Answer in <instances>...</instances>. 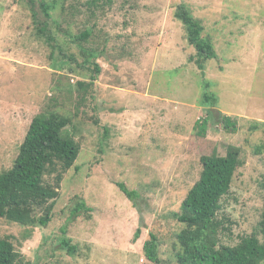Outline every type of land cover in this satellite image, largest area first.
Segmentation results:
<instances>
[{
	"label": "rangeland",
	"instance_id": "obj_1",
	"mask_svg": "<svg viewBox=\"0 0 264 264\" xmlns=\"http://www.w3.org/2000/svg\"><path fill=\"white\" fill-rule=\"evenodd\" d=\"M46 1L55 6L48 22L79 61L78 45L59 27L92 29L84 43L102 52V68L78 106L75 84L90 81L91 72L76 63L71 72L58 49L51 56L30 0H0V172L12 167L33 118L48 108L72 117L68 130L81 146L47 225L0 219V236L11 235L21 252L18 264H155L144 253L151 232L160 239L161 264H179L174 244L182 224L173 212L200 177L201 155L214 148L225 155L230 145L241 148L243 164L222 200L221 242L254 233L264 210V0H113L95 11L85 10L86 0ZM182 4L215 44L217 56L203 68L176 16ZM205 91L217 96L215 105ZM221 113L237 130L224 128ZM207 116L200 135L197 122ZM119 181L139 196L130 199ZM82 199L92 209L73 217Z\"/></svg>",
	"mask_w": 264,
	"mask_h": 264
},
{
	"label": "trees",
	"instance_id": "obj_2",
	"mask_svg": "<svg viewBox=\"0 0 264 264\" xmlns=\"http://www.w3.org/2000/svg\"><path fill=\"white\" fill-rule=\"evenodd\" d=\"M36 2L39 6L36 7ZM31 11L37 33L46 36L51 50V56L57 49L62 55L63 65H69L71 72L73 63L78 69L91 72L90 81L79 78L76 82L78 99L76 103L87 100L101 73L98 62L101 51L96 48L87 49L86 41L92 36V29L82 30L73 34L72 28L59 27L60 31L69 33V43L77 44L81 55L79 61L74 52L65 50L59 42L51 24V10L55 6L46 0H30ZM113 0H86L85 10L95 11L112 4ZM81 7H74L81 12ZM73 12V9L71 10ZM74 13V12H73ZM42 14L43 16H40ZM176 16L183 22L189 42L197 49L196 62L203 68L207 61L217 56L213 40L204 35L205 26L200 18L193 15L186 5H180ZM68 39V38H67ZM93 59V61H92ZM89 64H93L91 67ZM208 84V83H207ZM204 98L208 103L218 101L214 93L205 91ZM57 104V103H54ZM226 130H237V122L230 115L220 114ZM209 117L197 122L198 133L205 135ZM73 123L70 115L64 114L58 108L52 107L37 114L20 145L12 167L0 172V219L4 218L22 226L47 225L53 216L56 202L60 197V187L65 173L75 164L80 154V143L68 130ZM202 170L199 179L188 191L182 201L179 211L173 216L182 224L176 233L174 244L175 258L179 264H262L264 260V210L258 223V229L234 245L221 242L220 234L227 230L225 216H221L222 200L232 187L237 169L243 164L241 148L230 145L225 155L219 154L214 148L211 153L201 155ZM120 189L132 200L139 193L131 189L125 182H117ZM92 207L85 199L77 201L73 217L81 210L89 211ZM37 211L41 214L37 219ZM141 233L139 228L137 236ZM70 239L63 240V247L71 252L76 249ZM144 253L146 258L155 264H161L159 236L151 232L145 241ZM22 258L11 235L0 236V264H18Z\"/></svg>",
	"mask_w": 264,
	"mask_h": 264
}]
</instances>
